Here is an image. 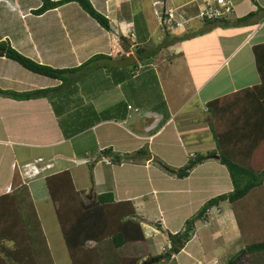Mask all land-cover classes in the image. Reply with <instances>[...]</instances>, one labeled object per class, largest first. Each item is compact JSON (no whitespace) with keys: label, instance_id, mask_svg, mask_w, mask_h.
<instances>
[{"label":"crops","instance_id":"1","mask_svg":"<svg viewBox=\"0 0 264 264\" xmlns=\"http://www.w3.org/2000/svg\"><path fill=\"white\" fill-rule=\"evenodd\" d=\"M91 1L110 19L115 30L113 35L83 12L77 3H68L35 16L30 10L37 8L40 0H30L31 4L0 0V40L8 38L13 47L32 59L54 67L58 65V68L78 66L98 53L125 56L126 63L129 59L139 61L136 47L148 46L141 57L148 58L143 59L149 69L156 72L152 74L159 83L162 103L141 104L134 99L143 98L134 90L132 81L133 78L145 79L149 74L139 73L140 69L144 71L143 64L136 73H114L109 81L108 74L99 73L100 85L85 83L91 73L61 85V80L42 75L32 80L30 73L21 71L17 63L0 58V87L3 89L28 91L57 89L61 85L59 90L50 92L52 101L46 97L15 100L0 96V196L26 184L42 231V222L53 218L58 241L68 252L46 182L47 176L68 172L75 189L83 191L85 199H91L95 194L112 193L116 201L132 202L145 237L153 243L152 247L146 244L155 253L159 237H163L170 247L168 233L182 230L185 221L209 199L233 189L227 169L220 163L204 161L187 177L178 178L174 172L159 165L156 157L171 169H178L193 158L190 155L213 148L212 136L200 113L205 110V104L261 83L254 48L258 59L261 58L264 0H231L234 11L228 20L251 12L254 15L248 19V24L228 27L213 26L199 19L201 0H175L173 7L170 5L172 0H159L165 5L161 10L162 24L158 22L159 32L155 34L144 25L145 20H140L141 17L128 18L132 12L130 0ZM195 2L199 7L195 5L191 13V5ZM168 12L173 15L169 22ZM194 19L196 25L191 24ZM120 34L128 41H119ZM181 36L186 37L180 40ZM207 40L209 44L203 47L202 42ZM156 47V56L152 60ZM203 51L216 55L213 66L206 69L200 64L192 70L190 58ZM260 67L264 73V59H260ZM220 73L224 78L218 77ZM256 93L258 91L254 90L247 94L248 97L242 93L232 100L236 104H247L256 100V97L251 98ZM128 105L132 109H128ZM107 110L110 117H97ZM141 148L147 149L148 153H142L137 160L135 157L121 163L111 162V158L102 153L105 149L121 154L133 153ZM34 166L39 172L33 170ZM23 171L24 180L18 182L16 178ZM263 197L264 192L257 190L243 201L247 206L244 218L249 222L245 231L250 238L264 234V217L256 203ZM198 221L190 240L173 254L168 264L171 261L220 264L219 257L230 261L245 247L229 202L222 201L210 208L203 222ZM203 233L213 243L221 245L214 248L216 244L212 245ZM50 237L49 233L44 234V250L47 248L49 256L44 252L35 263L60 264ZM238 238L241 246L236 245ZM12 244L0 241V258L13 252Z\"/></svg>","mask_w":264,"mask_h":264},{"label":"trees","instance_id":"2","mask_svg":"<svg viewBox=\"0 0 264 264\" xmlns=\"http://www.w3.org/2000/svg\"><path fill=\"white\" fill-rule=\"evenodd\" d=\"M68 3H77L83 12L102 28L111 35L114 34L115 30L110 19L97 10L91 0H41L40 6L31 9L30 13L39 16ZM253 15L254 12H251L233 21L214 19L206 22L220 27L240 26L248 24V19ZM185 37L181 36L180 40H184ZM118 38L124 43L128 41L122 34ZM261 48H264V44ZM148 49V46L136 47L135 52L139 61L133 59L131 64L125 62V56L112 57L98 53L78 66L56 68L37 62L19 52L8 38L0 40V58L11 60L32 73L61 80V85H68L76 80L77 76H83L99 67L105 70L109 80L113 79L115 69L117 73H136L141 68L140 64L144 65L142 68L148 73L153 69H149L143 59L145 57H141ZM156 50L157 47L153 52L152 60L156 56ZM254 53L261 83L215 98L205 104L202 120L206 122L212 136L213 148L194 156L190 155L193 158H189L187 163L178 169H171L156 157L159 165L174 172L178 178L187 177L196 165L213 158L227 169L233 189L209 199L198 212L185 221L182 230L175 234L168 233L169 249L150 255L146 261L157 259L150 264H168L173 254H177L192 237L195 222L198 219H205L207 211L222 201H227L232 206L241 237L245 242V247L227 264H238L244 257L248 258L250 264H264V234L248 237L245 227L249 222L246 217L244 218V209L246 210L247 206L243 205V201L251 192L257 190L264 192V73L260 67V59H264V51L259 59L256 47ZM130 65L133 67H129ZM61 85L57 87L58 90ZM57 89L15 91L0 87V96L15 100L46 97L52 101L50 92ZM254 90L258 93L252 94L251 98L256 97V100H250L247 104H236V101L232 100V97H238L242 93L248 97L247 94ZM108 111L102 112L97 117L100 119L110 117L107 115ZM54 112L56 114V109ZM102 153L111 158V162L121 163L142 153H148V150L141 148L135 153L121 154L112 149H105ZM46 182L72 264H141L143 262L142 256H126L120 253V249L128 244L143 242L149 243L151 247L153 244L145 237L132 202L116 201L112 193L95 194L91 199L88 197L85 199L84 192L75 189L68 172L47 176ZM256 203L260 214L264 217V197L258 198ZM155 225L161 229L158 224ZM3 240L13 243V252L6 253L5 258H0V264H37L35 260L41 259L44 253V234L26 184H22L12 193L0 196V241ZM90 242L93 244L88 245ZM46 254L49 256L48 251Z\"/></svg>","mask_w":264,"mask_h":264},{"label":"rangeland","instance_id":"3","mask_svg":"<svg viewBox=\"0 0 264 264\" xmlns=\"http://www.w3.org/2000/svg\"><path fill=\"white\" fill-rule=\"evenodd\" d=\"M20 1L22 2V4H25V3L31 4L30 3V0H20ZM130 1H129V6H130V9L129 10H131L132 12L130 13V16L128 15V18L129 19L132 18V20H134V18L140 19V17H141L140 20H143V19L145 20L144 25L149 26V29L151 28L150 29V32L151 33L153 32L155 34L156 32H159V29H158L159 27H158L157 24H158V22H160L162 24V22H161V20H162L161 19V15H162L163 12H161V10L163 9V6L165 5V3L163 5V2L161 3L159 0H141V1L140 0H130ZM177 1L183 2V1H187V0H177ZM175 3H176L175 0H172V4H170L171 7L175 6ZM200 3H201L200 5H205V0H201ZM40 4H41V0H40ZM76 5L78 6V4H76ZM152 5L153 6H156V7H153ZM195 5H197L199 7L198 2L193 3L191 5V7H192L191 13H193V7ZM129 10H128V12H129ZM182 11H179L178 10L177 12H182ZM196 22H197V20L194 19L191 22V24L194 23L196 25ZM194 28L196 29V27H194ZM153 38H155V37H153ZM202 43H203L202 46L204 47V46H206V45L209 44V40H207L205 42H202ZM191 45H193V44H189V46H191ZM19 52H21V51H19ZM24 55H26V54H24ZM26 56H28V55H26ZM216 59H217V57H216L215 54H213V53H206V51H203V54L196 55V56H193V57L190 58V62L192 63L191 69L192 70H196L198 68L197 65H200V64L205 65L207 67L206 69H208V67L210 68V67L213 66L212 63ZM127 61L129 62V64H131V60L130 59L127 60ZM54 62H56V61H54ZM55 64H59V63H55ZM48 65L54 67L51 64H48ZM116 67H118V65ZM129 67L132 68L133 65H130ZM56 68H58V65L56 66ZM100 68L101 67H99V69L96 68V69H94L92 71H88L87 72V73H91V75L93 77L90 76V77L86 78V82H85L86 84H90L91 83V84H94L95 86L101 84L100 76H98V75H99V73H106V72H105V70H101ZM20 69H21V71H23L25 73H30V76H31V79L32 80L33 79L34 80H37L36 77H40L39 74L32 73V72H30L28 70H25V69L21 68V67H20ZM114 73H117V69L114 70ZM142 73H147V72H146V70H144L143 72L140 70V74H142ZM148 73L149 74L147 75V77L145 79H142L141 80L142 77H140V78H133L132 79L133 85H134V90L138 92V95H143V98H141L140 100H138V98H134V99L136 101H139V103H141V104H151V105H153V104H155L157 102H158V104H161L162 103L161 102L162 99L160 97V86H159V83L156 81V79L154 78V76L152 74V73H156V72L154 70H152V71H150ZM222 75L223 74L220 73L218 75V77L224 78V76L222 77ZM87 79H89V80H87ZM107 81H109V78L108 77H107ZM107 84H108V82H107ZM200 113H201V116L204 117V112L202 111ZM204 124L207 125L206 122ZM213 146H214V144H213ZM211 149H209V150H211ZM133 153H135V152H133ZM137 158H140V155L139 156H136V160H137ZM207 160L208 161H213L215 163H218V161L214 160L213 158H210V159H207ZM207 160H205V161H207ZM22 173H21V176L18 175L17 178H16L18 182H22L24 180L23 179V177L25 175L24 174V171ZM25 173H28L27 170H26ZM208 175H209V172H208ZM203 220H199L198 222H203ZM42 223L44 225L45 232H44V230H43V232H44L45 236H47V234L49 233V236H51L50 238L54 242V248L57 250V252H56L57 263H60V264H70V260L69 259H71V256L69 254V251L67 252L66 248H64V245L61 243V241H58V238H57L58 236H57V233H56L54 219L52 218L51 221L49 219H47V221H43ZM151 223H153V222H151ZM46 225L48 227V230H47ZM202 236H205L206 239L212 245L213 244H216V243H213L210 240V238H208V235L207 234H204L203 233ZM47 240L49 242V239L48 238H47ZM236 242H237L236 245L241 246V240H240V238H238L236 240ZM49 244L51 245L50 242H49ZM203 244H204V247L205 248L208 247V244L206 243L205 239H203ZM220 245L221 244H216V245H214V248H217ZM149 247H150V244H149ZM149 247H148V245L146 243H143V242L132 243V244H128V245H125L124 247H122L120 249V253L122 255H126V256H133V255H135V256H142L143 257V261H145L146 259H148V257L150 255H153V254L156 255L157 252H164L166 249H168L169 246H168L166 240L163 237H159V239L157 240V249H156L155 253H153V250H151ZM44 252L46 253L47 251L44 250ZM46 257H47V255H46ZM182 259L184 261V255L182 256ZM218 260H220V264H227L228 263V261L226 262V259L224 257H219ZM38 264H41V263H38ZM170 264H178V263L171 261ZM238 264H250V263H249L248 259L244 257V258H242V260Z\"/></svg>","mask_w":264,"mask_h":264},{"label":"built area","instance_id":"4","mask_svg":"<svg viewBox=\"0 0 264 264\" xmlns=\"http://www.w3.org/2000/svg\"><path fill=\"white\" fill-rule=\"evenodd\" d=\"M232 13L233 3L231 0H205V5H202L199 9L198 17L203 20L222 19L228 17ZM169 16L171 18L172 14H169ZM127 108L132 109L130 105H128ZM191 156H194V154ZM27 166L32 167V164H28ZM33 170L39 172V169L35 166Z\"/></svg>","mask_w":264,"mask_h":264},{"label":"clouds","instance_id":"5","mask_svg":"<svg viewBox=\"0 0 264 264\" xmlns=\"http://www.w3.org/2000/svg\"><path fill=\"white\" fill-rule=\"evenodd\" d=\"M233 11H234V5H233ZM169 14H171V13L168 12V19H167L168 22H169L170 20H172V18H173V16L170 18ZM162 17H163V16H161V19H163ZM198 18H199V17H198ZM199 19H201V18H199ZM222 19H228V17H226V18H222ZM201 20H203V19H201ZM213 20H214V19H213ZM219 20H221V19H219ZM204 21H212V20H204ZM161 22H162V20H161Z\"/></svg>","mask_w":264,"mask_h":264},{"label":"water","instance_id":"6","mask_svg":"<svg viewBox=\"0 0 264 264\" xmlns=\"http://www.w3.org/2000/svg\"><path fill=\"white\" fill-rule=\"evenodd\" d=\"M154 261H157V259L156 260H154V259H150L149 261H143L141 264H150V263H152V262H154Z\"/></svg>","mask_w":264,"mask_h":264}]
</instances>
